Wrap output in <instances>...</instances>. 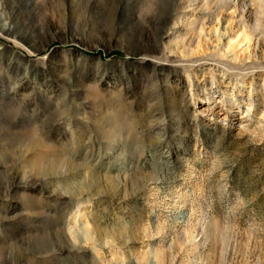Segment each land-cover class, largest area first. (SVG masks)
I'll return each mask as SVG.
<instances>
[{
  "label": "rangeland",
  "instance_id": "rangeland-1",
  "mask_svg": "<svg viewBox=\"0 0 264 264\" xmlns=\"http://www.w3.org/2000/svg\"><path fill=\"white\" fill-rule=\"evenodd\" d=\"M0 21V264H264V0Z\"/></svg>",
  "mask_w": 264,
  "mask_h": 264
},
{
  "label": "bare ground",
  "instance_id": "bare-ground-1",
  "mask_svg": "<svg viewBox=\"0 0 264 264\" xmlns=\"http://www.w3.org/2000/svg\"><path fill=\"white\" fill-rule=\"evenodd\" d=\"M223 1V0H222ZM227 4V3H226ZM246 17V16H245ZM242 19L244 18V15H242V17H241ZM244 20V19H243ZM186 21V19H184V17H181V20L179 21V22H185ZM1 22V21H0ZM177 23V22H176ZM185 24V23H184ZM184 24L183 25H181V27H184ZM1 30L2 31H10V28L9 27H7L5 24H3L2 25V28H1ZM185 35V34H184ZM171 38H172V40H171V45H175L176 46V44H178V43H180V40H179V35H177V33H173L172 34V36H171ZM184 42V41H183ZM181 46V45H180ZM176 48V47H175ZM228 49H230V48H228ZM232 49H237V45L236 46H234ZM237 51H239L240 52V54H242L243 52H244V50H242V49H239V50H237ZM254 59V54L253 53H249V55H248V57H247V60H249V61H252Z\"/></svg>",
  "mask_w": 264,
  "mask_h": 264
}]
</instances>
